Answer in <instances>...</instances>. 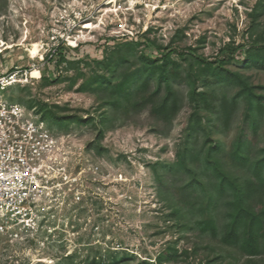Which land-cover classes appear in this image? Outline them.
I'll return each instance as SVG.
<instances>
[{
    "label": "rangeland",
    "instance_id": "obj_1",
    "mask_svg": "<svg viewBox=\"0 0 264 264\" xmlns=\"http://www.w3.org/2000/svg\"><path fill=\"white\" fill-rule=\"evenodd\" d=\"M146 1L0 0V75L22 74L0 96L67 161L0 264H264L219 241L264 209V0Z\"/></svg>",
    "mask_w": 264,
    "mask_h": 264
},
{
    "label": "built area",
    "instance_id": "obj_2",
    "mask_svg": "<svg viewBox=\"0 0 264 264\" xmlns=\"http://www.w3.org/2000/svg\"><path fill=\"white\" fill-rule=\"evenodd\" d=\"M21 79L19 71L0 75V91ZM60 143L44 121L0 96V238L23 240L37 227L41 206L52 191L66 194L60 183L53 182L58 172L67 178V161Z\"/></svg>",
    "mask_w": 264,
    "mask_h": 264
},
{
    "label": "trees",
    "instance_id": "obj_3",
    "mask_svg": "<svg viewBox=\"0 0 264 264\" xmlns=\"http://www.w3.org/2000/svg\"><path fill=\"white\" fill-rule=\"evenodd\" d=\"M259 47H264L260 45ZM242 48V47H240ZM241 56V57H240ZM168 55L163 57L166 60ZM248 58L247 52L240 53L238 48H225L221 50L217 56V62H224L226 60L241 62ZM152 62V61H149ZM206 65L214 64L213 62H207L201 60ZM216 62V63H217ZM228 81H234L227 77ZM239 164H245L247 158L241 155L238 150L232 155ZM256 175L259 180L264 181V174L262 173V167L260 164L255 165ZM228 181L225 178L222 180V186ZM229 183V182H228ZM244 194L238 193V202H242ZM211 234L215 237L216 231L213 226L210 228ZM219 241L226 247H231L238 250L242 255L248 258H256L264 256V209L259 212H253L249 207H237V210L231 216L230 222L227 226L226 231L219 237Z\"/></svg>",
    "mask_w": 264,
    "mask_h": 264
},
{
    "label": "bare ground",
    "instance_id": "obj_4",
    "mask_svg": "<svg viewBox=\"0 0 264 264\" xmlns=\"http://www.w3.org/2000/svg\"><path fill=\"white\" fill-rule=\"evenodd\" d=\"M27 56L29 59H34L36 58L39 54H40V47L38 44H32L29 46V48H27L26 50ZM36 75V74H34Z\"/></svg>",
    "mask_w": 264,
    "mask_h": 264
}]
</instances>
